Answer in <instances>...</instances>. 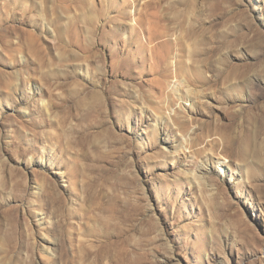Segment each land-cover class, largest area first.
Returning a JSON list of instances; mask_svg holds the SVG:
<instances>
[{
  "label": "rangeland",
  "instance_id": "obj_1",
  "mask_svg": "<svg viewBox=\"0 0 264 264\" xmlns=\"http://www.w3.org/2000/svg\"><path fill=\"white\" fill-rule=\"evenodd\" d=\"M0 264H264V0H0Z\"/></svg>",
  "mask_w": 264,
  "mask_h": 264
},
{
  "label": "bare ground",
  "instance_id": "obj_2",
  "mask_svg": "<svg viewBox=\"0 0 264 264\" xmlns=\"http://www.w3.org/2000/svg\"><path fill=\"white\" fill-rule=\"evenodd\" d=\"M27 112V111H26Z\"/></svg>",
  "mask_w": 264,
  "mask_h": 264
}]
</instances>
